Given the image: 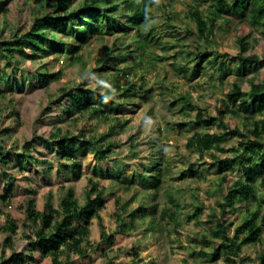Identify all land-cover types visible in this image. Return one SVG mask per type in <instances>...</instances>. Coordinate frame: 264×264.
<instances>
[{
    "label": "rangeland",
    "instance_id": "rangeland-1",
    "mask_svg": "<svg viewBox=\"0 0 264 264\" xmlns=\"http://www.w3.org/2000/svg\"><path fill=\"white\" fill-rule=\"evenodd\" d=\"M79 2L74 0L69 8ZM2 4L5 10H0V40L18 34V27L29 25L39 12L49 10L55 0H3ZM216 5V0H154L150 8L152 17L146 24L152 26L155 38L148 46V54L142 51L141 57L134 50L133 29L116 27L110 32L104 29L103 33H87L83 38L86 24L78 22V31L69 34L49 29L61 36L67 48L39 51L34 57L15 52L10 66L3 65L5 59L1 57L9 87L4 89L6 80H0V88L4 89L2 97L0 94V145L20 151L27 142L35 160L8 170L14 177L9 189H5L8 183L0 170V194L7 195L5 201L0 198V261L14 250H27V234L31 232L29 199L38 211L45 210L48 199L57 209L65 189L72 187L81 204L88 179L92 178L103 191L105 203L98 210L106 231L114 234L113 243H101L102 252L92 248L85 256L62 252L58 264H229L225 260L228 253L221 250L211 259L219 239L208 245L195 238L211 239L209 232L214 225L208 220L214 208L224 200L229 180L243 176L244 169L239 163L220 170L217 160L233 156V146L239 139L227 135L220 143L221 148L203 152L188 143V139L194 132H223L235 125L251 127V121L244 117L247 114L226 94L233 82L248 91L252 78L264 77V64L242 71L235 59L240 36L249 42L248 52L264 57V29L250 24L248 19L230 15L229 22L221 17L212 32L199 34L190 9L197 6L208 17ZM147 26L140 28L146 31ZM121 51L130 57L122 60L118 57ZM203 52L209 55L201 58L199 53ZM103 56L107 63L102 65L99 58ZM44 63L49 72L60 70L59 77L43 83L35 72ZM13 78H17L19 85L14 84ZM116 81L120 89L110 92L114 104L90 99L101 104L105 115H92L76 104L71 106L72 110L68 109L66 102L70 95L66 91L88 86L106 92ZM188 100L195 107L185 106ZM222 100L239 112L224 113L223 121L228 127L218 121L210 125L193 123L198 109L215 116ZM263 117L264 109L252 114V120ZM5 128H9L7 133ZM58 128L71 133L79 132V128L88 138L103 136L102 143L110 148L108 156L97 160L94 143L86 148L73 145L81 162V174L75 176L70 160L42 141ZM239 153L245 156L250 152L241 147ZM48 164L52 165L51 170L43 172V166ZM157 172V187L143 183L142 175ZM258 181L254 180L256 186ZM255 194L264 199L262 189L256 187ZM147 196L152 198V212L144 221L135 219L133 228L118 232L115 210L123 206L129 213ZM260 211L264 214V201ZM194 212L196 215L191 216ZM229 216L233 219L229 226L232 234L242 214ZM9 220L15 222L16 228L7 242L4 239L10 231L4 226ZM91 222L89 239L97 242L100 226L97 218ZM261 239L264 243V228ZM259 250L258 242L244 244L238 254L231 255L232 264H259ZM35 255V260L27 264H53L51 256L41 257L37 249Z\"/></svg>",
    "mask_w": 264,
    "mask_h": 264
},
{
    "label": "trees",
    "instance_id": "trees-1",
    "mask_svg": "<svg viewBox=\"0 0 264 264\" xmlns=\"http://www.w3.org/2000/svg\"><path fill=\"white\" fill-rule=\"evenodd\" d=\"M73 1L55 0V4L49 10L39 12L29 25L18 27V34L10 39L0 40V80H6L4 89L9 87V81L1 66L2 56L5 59L3 65L10 66V59L15 52L34 57L38 55L39 51L48 52L51 48H67V44L62 41L61 36L49 30L52 27L59 29L61 33L69 34L78 31L76 22L80 25L86 24V28L82 32L83 38L87 33H103L104 29L106 32H110L116 27L124 30L131 28L134 30L132 42L134 50L138 51L137 55L141 57L142 51L148 54V46L155 37L151 32L152 26L149 25V27L146 23L151 20L150 8L154 0H80L78 6L69 8ZM2 3L3 0H0V10H5ZM216 4V8L209 12L208 17H205L197 6L190 9V16L195 21L199 34L206 35V33L212 32L221 17L229 22L230 15L248 19L250 24L261 26L264 29V0H216ZM118 11H120L119 14H116ZM140 25L147 26L148 29L143 31ZM238 40L235 59L239 62V68L242 71L264 64V57H260L254 52H248L250 45L246 38L240 36ZM119 55L118 57L122 60L130 57V54L122 51L119 52ZM207 55H209L207 52L199 53L201 58L207 57ZM99 62L103 65L107 63V58L105 56L100 57ZM224 63L223 65H225ZM107 67H110V64H107ZM48 69L46 63L36 69L35 74L43 83L58 78L61 73L60 70L49 72ZM90 75L97 77L96 73ZM13 82L19 85L17 78H13ZM4 89L0 88L1 97ZM115 89H120V84L117 81L108 86L106 92H100L97 88L88 86H80L76 91H66V95H70L69 101L66 102L67 107L72 110L71 106L76 104L78 108L88 110L92 115H105L106 110L102 108L101 104L91 102L90 99L95 98L100 103L114 104L110 92ZM226 97L233 103L240 105L239 107L247 114L244 116L245 119L251 121V127L241 128L235 125L223 132H204L202 134L194 132L189 137L188 143L203 152L221 148L220 143L226 139L227 135L238 136V143L233 146L235 154L217 158V160L220 170L233 168L239 163L244 169V173L239 178L229 180L224 200L217 203V207L214 208L213 214L208 220L214 225L209 232L212 240L206 236L201 239L195 238V240H204L209 245L213 239H219L217 246L213 248L211 259H215L218 251L221 250L228 253L225 260L229 264L234 261L231 255L238 254L244 244L258 242L260 243V250L257 259L259 264H264V243L261 242L264 214H261L260 211L264 199L255 194L256 187L264 191V117L260 120H252V114L255 111L264 109V77L260 80L252 78L249 82L248 91L243 90L238 82H233V86L228 90ZM221 102V105L216 108L217 114L215 116L204 114L198 109L193 123L210 125L218 121L224 127H228V124L223 121L224 113L231 111L238 114V108H229L225 100ZM186 105L189 108L195 107V104H192L190 100L185 102ZM13 117L17 121V117ZM8 131L9 128L4 129L5 133ZM78 131L71 133L70 130L63 131L58 128L56 132H50L48 136L42 138L44 144L56 149L62 157L70 160L75 176L81 174V162L77 159L73 145L77 144L81 148H86L89 143H94L97 160L106 158L110 151L109 145L102 143L103 136L96 139L93 136L88 138L79 128ZM27 144L29 143L26 142L20 151L9 149L4 144L0 145V170L3 171L4 180L8 183L5 189L10 188L14 178L8 172L10 168L25 161L35 160V155L30 151ZM241 147L244 151L249 150L250 153L242 156L239 153ZM212 155L215 153L213 152ZM51 168L52 165L48 164L43 166L42 171L48 173ZM141 177L143 183L149 187L158 186V172L152 173L151 176L142 175ZM222 179L227 180L225 176H222ZM255 179L259 180L257 186L254 183ZM61 190L64 188L61 187ZM0 198L5 201L7 195L5 193L0 194ZM151 199V196H147L144 202L129 213H126L125 207H118L114 212L117 231L125 232L128 228H133L135 219L144 221L145 216L151 213L154 207ZM59 202V207L56 209L52 207L48 199L45 202V210L38 211L34 206V201L28 200L27 215L31 222V232L27 234L29 238L27 250H14L9 256L3 257L0 264H27L32 262L36 258L35 249H37L39 256L49 255L53 264H58L59 254L62 252H66L68 255L75 253L85 256L90 253L92 248L102 252L101 243H113L114 234L106 231L98 210L105 203L103 191L98 181L92 178L88 179L83 203L78 202L72 187L65 189V194ZM252 202H255L254 207L251 206ZM195 210L200 211L199 207H196ZM163 211L165 210L163 209ZM196 213L194 212L191 216L196 215ZM231 213L234 215L242 214L241 221L232 234L229 233V226L233 223V219L229 216ZM92 218H97L101 229L100 240L97 242L89 239V225ZM0 228H2L1 225ZM4 228L10 231L4 239L8 242L11 233L15 231L16 224L13 220H9Z\"/></svg>",
    "mask_w": 264,
    "mask_h": 264
},
{
    "label": "crops",
    "instance_id": "crops-1",
    "mask_svg": "<svg viewBox=\"0 0 264 264\" xmlns=\"http://www.w3.org/2000/svg\"><path fill=\"white\" fill-rule=\"evenodd\" d=\"M91 221H92V219H91ZM90 226H92V222L90 223L89 227H90ZM100 231H101V229H100ZM100 231H99V235H100Z\"/></svg>",
    "mask_w": 264,
    "mask_h": 264
}]
</instances>
